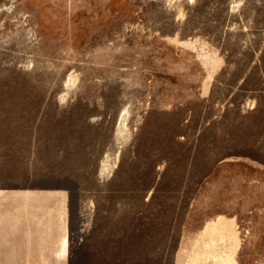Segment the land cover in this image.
I'll use <instances>...</instances> for the list:
<instances>
[{"label":"rangeland","instance_id":"1","mask_svg":"<svg viewBox=\"0 0 264 264\" xmlns=\"http://www.w3.org/2000/svg\"><path fill=\"white\" fill-rule=\"evenodd\" d=\"M58 168L111 264H264V0H0V185Z\"/></svg>","mask_w":264,"mask_h":264},{"label":"crops","instance_id":"2","mask_svg":"<svg viewBox=\"0 0 264 264\" xmlns=\"http://www.w3.org/2000/svg\"><path fill=\"white\" fill-rule=\"evenodd\" d=\"M56 174L62 182L0 185V264H111L103 218L73 214L69 171Z\"/></svg>","mask_w":264,"mask_h":264}]
</instances>
